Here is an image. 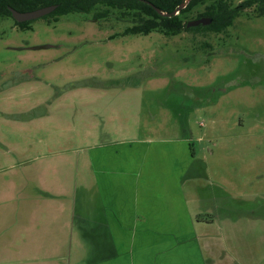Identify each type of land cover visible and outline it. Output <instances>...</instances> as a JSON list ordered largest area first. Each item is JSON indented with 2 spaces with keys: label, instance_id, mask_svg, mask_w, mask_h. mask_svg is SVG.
<instances>
[{
  "label": "rangeland",
  "instance_id": "1",
  "mask_svg": "<svg viewBox=\"0 0 264 264\" xmlns=\"http://www.w3.org/2000/svg\"><path fill=\"white\" fill-rule=\"evenodd\" d=\"M212 3L180 17L194 19ZM256 12L245 9L222 34L175 35L129 33L132 15L101 5L28 28L0 17V264L18 256L6 247L16 208L26 212L37 197L40 210L43 189L68 195L67 208L78 202L87 169L66 147L120 134L188 136L194 190L206 192L204 222L215 223L209 233L222 251L264 264V15ZM20 191L17 204L9 197Z\"/></svg>",
  "mask_w": 264,
  "mask_h": 264
},
{
  "label": "crops",
  "instance_id": "2",
  "mask_svg": "<svg viewBox=\"0 0 264 264\" xmlns=\"http://www.w3.org/2000/svg\"><path fill=\"white\" fill-rule=\"evenodd\" d=\"M70 147L65 150H76L87 169L81 172L78 202L67 208L68 195L43 189L40 210L32 207L37 197L27 201L26 212L16 208L6 247L18 256L9 264L250 263L249 257L222 251L217 235L209 233L215 223L204 222L206 192L194 190L195 146L188 136L120 134ZM23 197L20 191L9 198L18 204Z\"/></svg>",
  "mask_w": 264,
  "mask_h": 264
},
{
  "label": "trees",
  "instance_id": "3",
  "mask_svg": "<svg viewBox=\"0 0 264 264\" xmlns=\"http://www.w3.org/2000/svg\"><path fill=\"white\" fill-rule=\"evenodd\" d=\"M151 1L157 8L166 12H173L183 0H148ZM204 0H191L188 6L184 7L178 15L169 17L159 14L152 4L145 0H0V17L11 16L12 12L9 7H13L18 11H32L43 6L57 5L56 9L47 17L54 16L58 20L59 16L67 15L74 12L90 13L96 5L114 8L122 12L123 15H132L136 20L135 25L129 26L127 32L134 34H149L153 31H160L165 34L175 35L180 33L183 29L204 31H223L227 26L232 25L235 18L240 13L252 5L255 1L259 4V14H264V0H246L242 4L231 8V5L226 0H221V8L216 12L217 0L209 6L205 13L200 15H210L214 21L208 26L186 27V21L181 17V13L191 11L195 6ZM219 7V6H218ZM231 11L230 16L226 13ZM108 13V9L104 12H97L96 16L103 18ZM13 18V17H12ZM15 24L20 28H28L31 21L16 22Z\"/></svg>",
  "mask_w": 264,
  "mask_h": 264
},
{
  "label": "water",
  "instance_id": "4",
  "mask_svg": "<svg viewBox=\"0 0 264 264\" xmlns=\"http://www.w3.org/2000/svg\"><path fill=\"white\" fill-rule=\"evenodd\" d=\"M145 1L152 4V7L159 14L172 17L175 15H178L184 7L188 6L191 0H183V2L171 13L162 11L161 9L157 8L151 1H148V0H145ZM56 7L57 5L55 4V5H50V6L46 5V6L40 7L32 11L30 10L29 11H18L14 9L13 7H9V9L11 10L12 17L15 19L16 22H23V21H29V20L33 21L45 15H49L56 9ZM211 21H212V18L207 19V18L201 17L199 19L190 21L187 27H193V26L200 25V24L208 25L211 23Z\"/></svg>",
  "mask_w": 264,
  "mask_h": 264
},
{
  "label": "flooded vegetation",
  "instance_id": "5",
  "mask_svg": "<svg viewBox=\"0 0 264 264\" xmlns=\"http://www.w3.org/2000/svg\"><path fill=\"white\" fill-rule=\"evenodd\" d=\"M226 1L229 2V4L231 5V8H234V7L238 6V5H240V4L233 5V0H226ZM245 1H246V0H245ZM241 4H242V3H241ZM218 6H219V7H218ZM220 6H221V0H217V8H216L217 11H216V12H219L218 10H220V8H221ZM253 6L256 8V11H257V12H256V14H257L256 16H257V17H259V16H263V15H264V14H263V15H260V14H259V10H258V9H259V4H258V3H256V2L254 1V2L252 3V5H251L250 7H248V8H251V7H253ZM248 8H247V9H248ZM244 10H245V9H244ZM244 10H243V11H244ZM205 11H206V10H205ZM205 11L198 13L194 19H191V20L186 21V24L188 25V23H189L190 21H193V20L199 19V18H201V17H204V18H207V19L212 18L211 23L208 24V25H211V24L213 23V21H214L213 17H211V16L208 15V14H207V15H205V14L200 15L201 13H205ZM243 11H242V12H243ZM242 12L240 13V15L242 14ZM222 13H224V14L227 13V14L230 16L231 11H228V12H222ZM240 15H238V16H240ZM238 16H237V17H238ZM237 17H236V18H237ZM236 18H235V19H236ZM135 20H136V19L133 17V19H132V21H131V22H132V23H131V26H132L133 24L135 25V23H136ZM234 22H235V20H234ZM234 22H233L232 25L227 26L222 32H221V31H213V32H215V33H221V34H222V33H225V32L227 31L228 28H230L231 26H234ZM187 25H186V27H187ZM200 25H202V26H204V27H205V26H208V25H204V24H200ZM196 26H199V25H196ZM196 26H193V27H196ZM128 27H129V26H128ZM187 28H190V27H187Z\"/></svg>",
  "mask_w": 264,
  "mask_h": 264
}]
</instances>
